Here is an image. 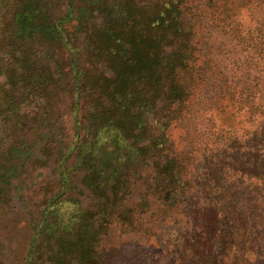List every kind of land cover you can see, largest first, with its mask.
<instances>
[{
    "label": "trees",
    "instance_id": "trees-1",
    "mask_svg": "<svg viewBox=\"0 0 264 264\" xmlns=\"http://www.w3.org/2000/svg\"><path fill=\"white\" fill-rule=\"evenodd\" d=\"M17 1L0 33V220L16 200L28 216L20 264H264V0ZM217 12L249 53L241 82L206 64ZM201 94L221 124L195 165L179 125ZM28 168L53 193L27 198ZM114 225L135 238L117 254Z\"/></svg>",
    "mask_w": 264,
    "mask_h": 264
},
{
    "label": "rangeland",
    "instance_id": "rangeland-1",
    "mask_svg": "<svg viewBox=\"0 0 264 264\" xmlns=\"http://www.w3.org/2000/svg\"><path fill=\"white\" fill-rule=\"evenodd\" d=\"M17 4V0H0V33L2 26L5 27L6 25H11L9 23V20L12 18L11 12L15 11ZM4 13L7 20L2 16ZM247 16L249 19V23H247L249 28L246 29L245 36H249L253 32V28H256L255 26H257L254 24L253 16L249 12H247ZM205 20L208 22V25L205 27V38L202 41V49L206 54V64L209 65V68H213L212 71H215L216 73H226L231 82H241L243 80L242 75L245 74V69L243 67V61L245 60L244 56L249 55V53H243L240 51L243 46L239 41L241 38L235 37L234 28H223L225 18L222 14L217 12L214 19L213 17H209ZM240 24H242L241 20L238 22L239 30L241 29ZM6 37L7 36H5V38ZM2 39L3 37H0V41ZM7 63H10L7 59L4 62L0 61V70L2 69L1 65H6ZM212 63L213 65H211ZM1 76L0 71V78ZM2 85L3 81L0 79V99L4 98V87H2ZM6 105L7 104H4V106ZM194 106L196 109L193 110L191 116L179 125V128L181 129L179 136L185 135L186 142L192 145L191 148L195 152L194 158L197 159L195 165H198L201 163V160L210 158L209 156L211 153L205 150V143H207L215 134L209 132L210 128L212 126L219 128L221 121L219 114L216 111L214 112L215 108L209 109L211 105L204 99L203 94H201L199 104L196 103ZM62 110H64V108ZM22 112H24L25 115L22 114ZM30 112L31 109H28V106L25 103L22 109H20L19 116L22 115L24 116L23 118H25ZM65 112L67 111H64V123L65 125H68L69 123L66 119ZM241 125H244V123ZM68 126H71V124ZM216 130L217 128H214V131ZM232 149V154L239 153V147L237 144H233ZM230 161L231 159H228V162ZM72 165L73 161L69 163L67 168L69 169ZM203 167L204 164L200 165V167L196 168V172H201V168ZM39 172H42V174H38ZM48 174V169L43 168L32 170L31 168H28L26 177L28 178L29 187L28 189L26 188L24 195L27 198H30L31 201H40L44 192L48 191L49 195L53 193V191H51L52 188L46 190L42 189L40 191V188L50 181ZM21 207L22 205L18 200L12 202L11 207L7 211V215L0 220V241L7 245V255L4 258L6 264H20L25 257L27 236L30 234L31 230L28 223V216L20 210ZM142 217L143 222L146 220L144 226L146 227L150 222L152 223L156 219L157 215L150 212ZM132 239H135L134 236L124 234L120 225H114L112 226L109 235L104 238L102 246L107 249H114L115 254H117L123 247L127 246ZM122 260L123 261H121L120 264H128L127 260Z\"/></svg>",
    "mask_w": 264,
    "mask_h": 264
}]
</instances>
